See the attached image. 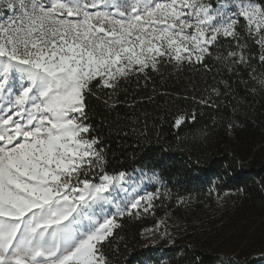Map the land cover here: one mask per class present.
<instances>
[{
    "label": "snow or ice",
    "instance_id": "6c2138e0",
    "mask_svg": "<svg viewBox=\"0 0 264 264\" xmlns=\"http://www.w3.org/2000/svg\"><path fill=\"white\" fill-rule=\"evenodd\" d=\"M209 58L251 69L264 93V0H0V264H111L118 217L159 193L106 171L88 97L162 63L210 70Z\"/></svg>",
    "mask_w": 264,
    "mask_h": 264
},
{
    "label": "trees",
    "instance_id": "16d2710c",
    "mask_svg": "<svg viewBox=\"0 0 264 264\" xmlns=\"http://www.w3.org/2000/svg\"><path fill=\"white\" fill-rule=\"evenodd\" d=\"M207 63H162L88 97L106 171L160 180L148 212L118 217L104 247L111 264H264V93L251 91V69ZM212 87L217 106L201 105ZM181 112L195 119L174 127Z\"/></svg>",
    "mask_w": 264,
    "mask_h": 264
},
{
    "label": "rangeland",
    "instance_id": "374dc122",
    "mask_svg": "<svg viewBox=\"0 0 264 264\" xmlns=\"http://www.w3.org/2000/svg\"><path fill=\"white\" fill-rule=\"evenodd\" d=\"M8 13L5 12L3 15H7ZM128 175L132 176L136 183L132 184L131 187H129L130 192H135L139 195H144L146 193H156L158 190V187L160 186V180L156 173L148 170H134L127 173ZM131 183V182H130ZM122 199H127L128 197H125L124 193L121 192L118 194ZM174 219V218H171ZM160 232L159 229H156L152 231L151 238L158 234ZM142 264H152L150 262H144Z\"/></svg>",
    "mask_w": 264,
    "mask_h": 264
}]
</instances>
